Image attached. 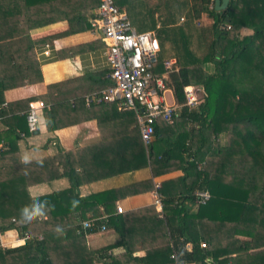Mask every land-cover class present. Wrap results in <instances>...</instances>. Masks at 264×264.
<instances>
[{
  "label": "trees",
  "instance_id": "trees-1",
  "mask_svg": "<svg viewBox=\"0 0 264 264\" xmlns=\"http://www.w3.org/2000/svg\"><path fill=\"white\" fill-rule=\"evenodd\" d=\"M115 2L126 11L138 32L155 31L159 46L155 72L163 73V61L175 58L165 80L175 102L183 104L185 85L201 87L197 106H181L177 116L195 123L176 139L167 140L173 152H163L153 148V139H160L158 124L151 141L143 144L131 110H118L115 104L105 102L88 107L83 95L72 100L49 98L53 93L65 95L83 83L105 79L109 69L48 84L39 97L49 106L44 109L49 130L96 115L99 123L106 124V131L114 134L115 146L104 133L100 147L99 142L91 146L90 156H83L86 150L81 148L63 153L52 150L51 154L33 158L30 164L8 159L0 170V233L14 229L19 238L24 234L29 238L2 249L5 263L171 264L170 254L174 251L185 264H264V0H228L223 10H216L213 0H160L157 26L146 0ZM98 3L99 0H0V19L22 14L31 22L65 14L70 31L78 32L91 28ZM182 13L185 22L178 26L175 23ZM202 14L211 19L203 31L205 35L202 29L197 34L192 24ZM243 29L249 33L243 34ZM195 41L204 44L203 52L194 49ZM36 70L38 62L28 28L0 32V103L3 82L19 85L17 75ZM30 99L20 101L28 108ZM101 105L109 106V114H96ZM9 110L12 109L1 106L0 116L5 119ZM16 127L8 125L5 130L4 136L11 138L9 151L23 130L17 127L16 131ZM222 133L226 136L224 144L218 141ZM50 142L48 138L46 144ZM53 147L56 150V145ZM37 160H42V165ZM148 161L154 175L161 166L183 172L159 185L163 217L158 216L154 205L122 213L114 205L120 196L152 189L151 179L84 196L76 192L80 181L96 182L146 167ZM198 162H202L201 168ZM78 167L80 173L76 171ZM61 176L70 183L65 189L34 191L36 183ZM198 190L209 192L205 203L197 202ZM33 197L47 202L44 215L24 222L20 211L33 203ZM252 198L257 200L252 202ZM92 207L90 218L106 214V219L96 218V223L105 222L116 235L94 249L87 248L84 234L77 232L81 225L79 210ZM151 221L154 226L149 228ZM138 223L145 227L139 230ZM57 227L63 232L57 233ZM90 232L97 230L92 228ZM116 247L124 249V259L111 253ZM140 249L144 254L137 255Z\"/></svg>",
  "mask_w": 264,
  "mask_h": 264
},
{
  "label": "crops",
  "instance_id": "crops-1",
  "mask_svg": "<svg viewBox=\"0 0 264 264\" xmlns=\"http://www.w3.org/2000/svg\"><path fill=\"white\" fill-rule=\"evenodd\" d=\"M146 2L151 6L157 26L159 16L158 3L160 0H146ZM184 20L185 15L182 13L175 24L183 26L185 22ZM180 22L182 24H180ZM192 24L197 28L195 32L198 34L201 29L203 30L209 27L211 19L205 14H202L199 18L194 19ZM198 25H200L201 29L198 28ZM22 26L28 28L33 43V55L38 62V70L17 75L16 78L18 79L16 82H20L19 85L9 86L7 85L8 83H5L6 81L3 82L5 87L2 92L3 100L0 103V107L4 106L12 110H9L6 117H4L5 119L0 116V170L7 164V161L10 158H12V161L14 162L22 161V156L25 152H28L33 158H37L46 154H51L53 152L52 150L57 153H63L66 150L84 148L86 152H83V156H90L93 151L91 146L97 145L99 142L100 147L104 133H106L105 136H108V138H104L109 140V142L113 144L112 146H115L114 134H109V132L106 131V124L99 123L96 115H92L91 117L67 126L56 127L55 129L49 130L46 126L44 110H42L39 117L37 131H35V133L29 131L25 132L26 118L24 119L23 114H25L27 108L25 102L20 100L24 98H31L30 100H42L39 96L46 91V86L48 84L75 76H81L86 73H101L105 70H110V66L105 54V44L101 39L100 33L94 30L92 26L89 29L71 32L65 14H58L31 22H27L25 16L22 14H14L0 19V32L13 28H20ZM146 31H152L155 34L152 29ZM242 33H249V30L243 29ZM74 46H78V48H75ZM46 48L48 49V54H44L43 52ZM107 77L90 83H83L81 86L73 89L71 88L65 93V95H56L53 93L49 98H52L54 101H59L63 99L72 100L74 97L80 95L85 97L86 94L99 91L101 88L109 85L110 83L108 82H110V79L109 77L107 79ZM168 92L171 94L170 102L165 98V94ZM164 98L169 104L175 102L170 88L164 92ZM47 107L49 106L47 105L46 108ZM109 112V106L105 105L99 106L96 110L98 116L109 114ZM194 123L195 122H187L181 117L174 118L170 123L158 121L157 126L161 129L159 136L160 139H156V137L153 139V145H156V147L153 148L163 152L166 150L173 152L168 146L167 140L176 139V135L183 133L186 128L189 129ZM15 124L17 127H22L23 130L19 131L17 127L15 128L16 131H19V137L16 142L13 143L15 147L9 151L7 149V144L10 142L11 138L9 139L4 136L6 133L5 130L8 125L15 126ZM109 127L111 128L112 125ZM220 136L222 138L225 137V133H222ZM48 138L52 139V142L46 144ZM12 141L14 142L15 139ZM54 145L57 147L56 150L53 147ZM109 150H111V148H109ZM107 153L109 155V152ZM154 166L155 168L157 167L155 161ZM76 171L77 173H80V167H78ZM157 172V175L152 173V168L148 161V166L146 167L102 177L96 182L85 180L80 181L79 185L76 187V192L79 193L80 196H84L110 187L121 186L144 179H151L152 183H155L156 181L161 183L164 180L181 176L183 173L179 168L170 170L168 167L165 168L164 166H161ZM69 184V180L65 176H61L52 179L49 182L36 183L33 188L35 192L44 193L46 191L65 189ZM152 198L153 196L150 189L148 191L120 196L116 198L114 205L116 211L119 212L117 209L120 207L121 212L119 213H122L127 210H135L143 206L153 205ZM91 209H93V207L89 208V210L84 208L79 210L81 222L86 219H91L90 217L93 216ZM106 216V214H101V216H95L92 218L99 219L105 217L106 219ZM143 225L144 224L142 223H138V229L140 230L141 227L144 228L145 225ZM148 226L150 228V226H154V223L151 221ZM9 231L10 230L0 233V264H6L2 249L4 247L18 245L22 242L20 241L16 244H11L10 241L4 242V240L7 239L6 236ZM84 236L87 248L94 249L111 241L116 235L112 232V229L106 225L104 231L97 230V232H89L86 235L84 234ZM137 236L136 238H138ZM101 238H103L102 241ZM74 241H76V239ZM111 253L118 256V258L120 257V259L125 258V255H123L124 249L122 247L112 249ZM136 254L142 255L144 254V250H137Z\"/></svg>",
  "mask_w": 264,
  "mask_h": 264
},
{
  "label": "built area",
  "instance_id": "built-area-1",
  "mask_svg": "<svg viewBox=\"0 0 264 264\" xmlns=\"http://www.w3.org/2000/svg\"><path fill=\"white\" fill-rule=\"evenodd\" d=\"M182 21V18H181ZM94 30L100 33L105 44V54L110 66L108 74L111 83L99 91L85 95L86 106L102 102L113 103L118 110H132L135 113L140 138L143 144H148L155 133L158 121L170 123L178 116L181 106L188 109L195 108L202 97L200 86L188 84L183 87L184 102L169 104L164 98L168 89L166 77L175 63L174 58L163 61V73L154 71L159 46L152 31L138 32L130 23L125 10L119 9L115 0H99L95 14L90 20ZM180 24H182L180 22ZM44 54H48L46 48ZM173 94V93H172ZM47 104L43 100H29L25 112L27 129L29 132L37 131L39 117ZM23 136V134L21 133ZM201 168L202 162L197 163ZM160 183H153L151 193L152 204L158 211V216L163 217L162 196L159 192ZM196 200L205 203L209 198L207 190L195 192ZM121 212L120 207L117 209ZM92 228L100 231L106 229L105 222L96 223V218L86 219L81 222L77 232L87 234ZM29 238L24 234L23 241ZM205 246V243H201ZM171 264H185L178 260L176 253L170 254Z\"/></svg>",
  "mask_w": 264,
  "mask_h": 264
},
{
  "label": "clouds",
  "instance_id": "clouds-1",
  "mask_svg": "<svg viewBox=\"0 0 264 264\" xmlns=\"http://www.w3.org/2000/svg\"><path fill=\"white\" fill-rule=\"evenodd\" d=\"M22 161L24 164H30L33 161V157L28 152H25L22 156ZM36 163L42 165L43 161L37 160ZM46 204L47 202H41L39 197H33V203L30 206L23 207L20 211L22 221L30 223L34 219L42 217L44 215V207ZM55 231L57 233H62L63 229L57 227Z\"/></svg>",
  "mask_w": 264,
  "mask_h": 264
},
{
  "label": "rangeland",
  "instance_id": "rangeland-1",
  "mask_svg": "<svg viewBox=\"0 0 264 264\" xmlns=\"http://www.w3.org/2000/svg\"><path fill=\"white\" fill-rule=\"evenodd\" d=\"M179 20V19H178ZM198 28H200L201 29V27H200V25H198ZM204 30H206V29H203L202 30V32L204 31ZM155 32V31H154ZM205 32V31H204ZM201 33V34H206V33ZM155 37H156V35H155ZM204 44H198V42H194L193 43V47H194V49L196 50V51H198L199 53H201V52H203V50H204V46H203ZM165 47H168V45L167 44H165ZM166 58H167V56H165ZM170 58H172L171 56L170 57H168V59H170ZM175 59V58H174ZM165 98H167L166 100L167 101H171V94L168 92V93H166L165 94ZM218 141L221 143V144H224L225 142H226V136L225 137H219L218 138ZM252 202H255L257 199H250ZM255 200V201H254ZM8 231V230H7ZM18 236V234H17V232L13 229V230H10L9 232H8V235L6 236L7 237V239H5L4 240V242H6V241H10V243L11 244H16V243H18V242H20V241H23L21 238H19V237H17ZM6 237H4V238H6ZM102 239L103 238H101V241H102Z\"/></svg>",
  "mask_w": 264,
  "mask_h": 264
},
{
  "label": "water",
  "instance_id": "water-1",
  "mask_svg": "<svg viewBox=\"0 0 264 264\" xmlns=\"http://www.w3.org/2000/svg\"><path fill=\"white\" fill-rule=\"evenodd\" d=\"M228 4V0H213V5L216 10H223Z\"/></svg>",
  "mask_w": 264,
  "mask_h": 264
}]
</instances>
